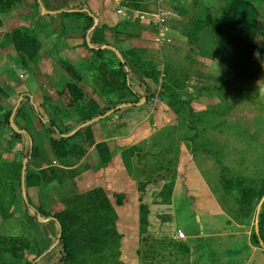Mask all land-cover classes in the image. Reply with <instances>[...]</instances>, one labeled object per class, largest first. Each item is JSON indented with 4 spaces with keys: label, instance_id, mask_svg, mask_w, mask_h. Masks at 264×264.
I'll return each instance as SVG.
<instances>
[{
    "label": "rangeland",
    "instance_id": "1",
    "mask_svg": "<svg viewBox=\"0 0 264 264\" xmlns=\"http://www.w3.org/2000/svg\"><path fill=\"white\" fill-rule=\"evenodd\" d=\"M194 1L190 15L170 7L189 18L176 30L170 33L164 28L173 21L169 8L158 9L166 16L165 24H159L165 29L162 39L160 29L157 34L149 31L142 40H132L129 48L118 50L156 74L153 81L135 71L145 83L131 80L137 97L120 82L112 88L98 80L87 52L66 58L68 37L78 34L66 27V18L41 16L37 0H0V264L34 260L32 264H56V259L40 262L37 257L56 243L52 216L68 211L66 232L73 264H264V242L258 233L264 210V0L252 4L239 0L233 5L225 0ZM42 4L46 11L54 10L50 0ZM91 27L87 21L83 30ZM18 29L35 36L36 51L24 43V55L19 56L12 42ZM76 63L83 68L81 83L76 84L83 93L81 104L62 117L58 109L67 103L63 95L73 83L63 64L75 69ZM49 64L58 69L50 68L52 74L46 76L42 69ZM111 67L102 72L107 75ZM27 94L46 119H54L71 137L68 156L59 158L50 149L31 105L22 104ZM20 99L14 122L31 143L26 137L14 140L12 130L1 123L16 114ZM142 99L144 105L108 117L111 128L124 139L118 146V165L107 174L112 185L105 187V193L111 199L117 185L129 200L101 219L91 206L97 201L92 194L103 190L102 167L84 162L85 145L93 135L90 132L89 141V134L75 136V132L82 117ZM29 147L30 163L24 159ZM25 160L29 174L37 171L42 179L36 187L40 199L35 200L36 194L33 199L43 215L37 217L52 225L46 230L23 214ZM87 223L97 227L104 223L112 234L89 231ZM91 232L112 240L105 246L96 242L90 249L83 240ZM179 232L184 233L183 240L175 239Z\"/></svg>",
    "mask_w": 264,
    "mask_h": 264
},
{
    "label": "crops",
    "instance_id": "2",
    "mask_svg": "<svg viewBox=\"0 0 264 264\" xmlns=\"http://www.w3.org/2000/svg\"><path fill=\"white\" fill-rule=\"evenodd\" d=\"M50 0V6L54 9L53 11H46L45 14L42 15L41 8H40V15L41 16H50L53 19L54 18H62L67 23L66 27L71 29L75 28V33H78L77 36H69V44H66L64 55L67 56L69 60H73L74 56L85 54L87 52V55L89 58H91V61L95 60V55L92 54L89 50V47L86 43V38L89 36V40L91 42V45L96 48V50H103L106 49L105 47H112L114 49L121 50V49H127L128 46L131 45L132 40H142V37L145 36L144 33H148L149 31L153 32L154 34L158 33V30L161 28L159 24H157V20L159 17H164L166 19V16H163L161 11L159 13L158 9H168L171 12V18L172 22L169 21L165 25L164 28H166V31L169 30L171 33L172 30H176L177 26L179 24H184V22L188 21L189 18L186 16H181V14H177L176 11L171 10L170 7H180L188 12V14H191V7L196 5L197 3L194 0ZM41 5L42 0H41ZM45 6L48 7V5ZM40 7V5H39ZM61 11H85L88 13V15L93 19V25L92 27L84 31L83 29L86 27L87 19L81 18V19H75L70 17H65L62 15H58ZM183 12V11H182ZM181 12V13H182ZM50 13V14H48ZM184 13V12H183ZM66 18V19H65ZM97 21V22H96ZM180 26V25H179ZM183 26V25H182ZM132 28H137V32L131 31ZM145 31V32H144ZM71 35V33H70ZM72 41H74L72 43ZM82 43L88 47H82ZM119 52V51H118ZM120 53V52H119ZM121 54V53H120ZM122 55V54H121ZM93 56V57H92ZM76 67L75 69L80 73L83 72V68L80 67L79 63L74 64ZM104 65L100 64L99 69L102 71ZM50 68H57V65L55 64H49V67L46 68L43 67L42 72L46 76H50L52 73H50ZM84 68H86L84 66ZM56 70V69H55ZM52 71V70H51ZM61 71H63L61 69ZM41 72V73H42ZM53 72V71H52ZM107 79L115 84L118 83L117 77L115 76L114 72H109L107 75ZM69 82V81H67ZM35 87H38V84H35ZM18 88L21 89V84L18 85ZM22 90V89H21ZM28 95V94H27ZM29 96V95H28ZM7 97V96H6ZM31 97V102H33V97ZM133 108L135 107L134 104H132ZM66 112L69 114L72 108L65 109ZM118 113V112H117ZM84 118V117H82ZM116 119V117H115ZM111 120L109 118H105L99 122H96L91 127V135H93L92 141L89 137V141L85 145L87 154L84 157L85 165L94 167L95 165L101 163V158L99 155V145H105L107 147V150L111 154V157L113 158V167L112 168H102V172L100 174V177L104 178V182H101V187L105 191V187L110 189L111 177L107 174L111 173L116 169V166L118 165V154L121 152L119 150L118 146L120 145V142L122 143V140L124 139L121 134L117 132L116 128H111ZM118 123V121H116ZM131 132V130H129ZM88 139V138H87ZM49 151V150H48ZM50 152V151H49ZM93 172L92 170H90ZM36 171V173H31L27 179V195L29 196V199L32 203V205L35 208H39L38 205H35V200H38L40 193L36 189L38 185L41 184V178ZM94 177H98L97 173L95 171ZM112 185V184H111ZM116 186V187H115ZM114 187L116 188V191L114 193H123L126 197V203L123 204L120 207H117L115 205V200L113 198H109V202L113 208V211H115L118 208L124 207L128 203V195L124 192V190L119 189L117 185ZM40 188V186H39ZM36 190V191H35ZM38 191V192H37ZM35 192V193H33ZM36 194V198L34 195ZM38 197V198H37ZM35 198V200L33 199ZM40 199V198H39ZM176 238V237H175Z\"/></svg>",
    "mask_w": 264,
    "mask_h": 264
},
{
    "label": "trees",
    "instance_id": "3",
    "mask_svg": "<svg viewBox=\"0 0 264 264\" xmlns=\"http://www.w3.org/2000/svg\"><path fill=\"white\" fill-rule=\"evenodd\" d=\"M225 1H231V5H233L234 3L232 2H236L239 0H225ZM243 2H247L246 0H242ZM38 3V2H37ZM249 3H256L254 0H249ZM39 5V4H38ZM58 15H62L65 17H70V18H75V19H81V18H86L88 20L89 23H91L93 25V19L88 15L87 12L85 11H61L60 13H58ZM231 31H237L238 27L236 28V26H230ZM90 29V28H89ZM87 29V30H89ZM12 42H13V47L15 49V51L19 54V56L24 55V43L26 44H30V46H32L35 51L38 48V42L35 38V36L30 33L29 31H27L26 29H18L17 31L14 32V34L12 35ZM86 46V45H85ZM87 47V46H86ZM88 49V47H87ZM92 54L95 55V60L92 62V65L94 68H96V70L98 71V80L102 79V82H107L112 88H116L115 84L111 83L108 79H107V71L102 72L99 69V65L102 64L106 67H111V65H114L111 67L112 71L114 72L115 76L117 77L118 82H120L129 93H131L134 96L140 97L132 88L131 86V80H135L136 82H138L141 85H145V83H143L142 79L139 77V75L135 72L136 70L141 71L142 75L150 80L155 81L156 80V74L154 71L149 70L147 68H145L144 65H142L141 63L137 62L134 59H130L127 60V58L122 55L123 58V63L118 59V57L116 56V54L108 49H103V50H96V49H92L89 50ZM106 57H109L111 62H108ZM34 57H31V59ZM22 66L27 67L28 65H26L25 61H21ZM109 63V64H107ZM116 64V67H115ZM110 65V66H109ZM63 68L64 70L69 74V77L73 80V83H69L67 86V90L68 92L63 95L64 97H66V102L67 103H61V107L58 109V113L59 115H62V117L67 116V112L65 109H70V108H74L78 105L81 104V98L83 96V93H81V88L76 85L77 83H81V78L79 77V72L76 71L70 64H63ZM35 68L33 67L32 71L34 72ZM34 75V74H33ZM35 78H39L40 75L37 74L34 75ZM106 89V87H104V85H101V90L100 92H104ZM87 95V94H86ZM24 97H26V100L22 102V104L24 103H29L32 107V110L34 112V115L37 117V119L40 121V123L42 124V126L45 129V132L48 136V140H49V147L52 150V152L57 156V157H65L68 156L70 154V141H71V137L67 134H65L64 132L60 131L57 122L54 121V119H46L44 116V110H41L40 107L36 106L35 103L31 102V97L28 95H25ZM61 97V94H60ZM88 97V96H87ZM87 97H85L84 100L87 99ZM83 100V101H84ZM148 101V100H147ZM50 103L47 102L45 105L48 106ZM44 105L45 109L46 106ZM21 108L19 107L16 111V116L19 115ZM106 112H100L98 115L94 114V115H89L85 118H83L82 124L79 125L77 128H79L80 126H82L83 124H85L86 122L95 119L97 117H100L102 115H104ZM1 123L3 125H5L6 127H9V117L4 118V120L1 121ZM91 127H86V128H79V130H77L75 132V136L78 135H88L89 137L90 132H91ZM13 132V131H12ZM29 135H20L17 133H12V138L14 140H21L22 137H26L28 139V143H30ZM57 137L56 138H54ZM41 145L43 143H40ZM40 146V145H39ZM99 155L101 158V167L102 168H112L113 167V158L111 157V154L109 153V151L107 150V147L105 145H99ZM30 156H31V151H30V147L28 150L27 155L25 156L24 159H29L30 163ZM29 171L26 170V190H27V179L29 177ZM113 198L115 200V205L117 207L122 206L123 204L126 203V197L125 195L122 193H113ZM88 196H84V198H86ZM92 197H96L97 201L91 206V208H93L94 212H95V216L99 217L101 219L104 218V215L106 214L109 215L110 213H112L113 208L110 204V202L108 201L107 195L105 193V191L103 190H98V192L92 194ZM22 209H23V214L25 215V217H27V219L30 220L31 223L36 224L37 227H40L42 230L43 229H48L49 226H52L48 223L46 224H40L38 222L37 219V215H40L41 210L39 208H35L30 199L29 196L27 195L26 198H22ZM68 213V214H67ZM67 213H62V214H54L52 216L53 220H56L62 229V235H61V239L57 245V247L54 250H45L42 254H40L37 258L40 260V262H45L48 260H54L56 259V264H73V253L71 251V247H70V242L69 239L67 237V232H66V220L70 217V211H68ZM76 214V213H75ZM74 214V215H75ZM41 216H43L41 214ZM69 216V217H68ZM73 216V215H72ZM67 218V219H66ZM53 225L52 226L55 229V236H54V241L57 240L58 234H59V230L57 227V224L55 221H50ZM85 227L87 228V230H92V229H96V231H106L105 235L107 236L108 234H112L111 231L107 230L106 226H104L103 224H98V227L96 225H91V224H86ZM258 233L260 235L261 240H263L264 242V210L261 211L260 215H259V219H258ZM116 235H114L115 237ZM255 236V235H254ZM76 236H74L75 238ZM44 241L48 240V237H44ZM86 238V239H85ZM254 238V237H253ZM257 239V241L259 240ZM108 240V242H107ZM99 239V237L96 235V233H88V234H84V240L83 242H86L87 245H89L88 248L90 249H94L97 245L96 242L101 243L103 246L108 245V243L112 240L108 237V239ZM260 241V240H259ZM50 248V247H49ZM48 248V249H49ZM36 258V259H37ZM35 261V260H34ZM33 261V262H34ZM33 262H28L27 264H32ZM46 264V263H45Z\"/></svg>",
    "mask_w": 264,
    "mask_h": 264
},
{
    "label": "water",
    "instance_id": "4",
    "mask_svg": "<svg viewBox=\"0 0 264 264\" xmlns=\"http://www.w3.org/2000/svg\"><path fill=\"white\" fill-rule=\"evenodd\" d=\"M37 1H38V4L40 5L42 15H44L46 12H45V9L43 8V6L41 5V0H37ZM48 14H50V13H48ZM96 22H97V21H96ZM86 43H87V46L89 47V49H91V50H92V49H96V48H94V47L91 45V42H90V40H89V36H87V38H86ZM105 48L108 49V50L113 51V52L116 54V56L118 57V59L123 63L122 55H121L116 49H114V48H112V47H105ZM21 102H22V99L19 100V102H18V104H17L16 107H19L20 104H21ZM145 102H146V100H145V99H142L138 104H135L134 106H136V107H140V106L144 105ZM132 106H133L132 104H124V105H121V106H119V107H117V108H115V109H113V110H111V111H108L107 113H105L104 115H102V116H100V117H97V118H95V119H92V120L86 122L85 124H83V125L80 126L79 128L81 129V128H86V127L92 126V125L95 124L96 122H99V121H101V120H103V119H105V118H108V117H110L111 115H113V114L119 112L121 109H126V108H129V107H132ZM14 115H15V114H12V116H11L10 119H9V127H10V129H11L14 133H17V134H26L25 131H21V130H19V128L15 125V122H14ZM30 143H31V142H30ZM31 146H32V145H31ZM26 169H27V160H25V161L23 162V167H22L21 190H22V196H23V198H26V196H27V191H26ZM37 219H38V222H39L40 224H45V223L49 222L48 219H44V218H42V217H40V216H38ZM52 221H55V222H56L57 227H58V230H59V234H58V237H57L56 243L51 247V249H54V248L58 245V243H59V241H60V239H61L62 229H61L60 224H59L56 220H53V219H52ZM198 221H199V219H198Z\"/></svg>",
    "mask_w": 264,
    "mask_h": 264
},
{
    "label": "built area",
    "instance_id": "5",
    "mask_svg": "<svg viewBox=\"0 0 264 264\" xmlns=\"http://www.w3.org/2000/svg\"><path fill=\"white\" fill-rule=\"evenodd\" d=\"M165 18L164 17H159L158 20H157V24H160V25H163L165 24ZM165 31V29H160L159 32H160V36L159 38L162 39L163 37V32ZM185 238V235L183 232H179L176 236V240H183Z\"/></svg>",
    "mask_w": 264,
    "mask_h": 264
},
{
    "label": "clouds",
    "instance_id": "6",
    "mask_svg": "<svg viewBox=\"0 0 264 264\" xmlns=\"http://www.w3.org/2000/svg\"><path fill=\"white\" fill-rule=\"evenodd\" d=\"M258 55V54H257Z\"/></svg>",
    "mask_w": 264,
    "mask_h": 264
}]
</instances>
